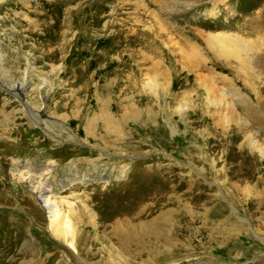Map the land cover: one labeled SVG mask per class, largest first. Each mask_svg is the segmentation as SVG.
<instances>
[{
  "label": "rangeland",
  "instance_id": "1",
  "mask_svg": "<svg viewBox=\"0 0 264 264\" xmlns=\"http://www.w3.org/2000/svg\"><path fill=\"white\" fill-rule=\"evenodd\" d=\"M209 34L239 39L243 61ZM6 149L0 264H264V0H0ZM37 184L74 223L95 212L76 253ZM162 214L143 242L112 236Z\"/></svg>",
  "mask_w": 264,
  "mask_h": 264
},
{
  "label": "bare ground",
  "instance_id": "2",
  "mask_svg": "<svg viewBox=\"0 0 264 264\" xmlns=\"http://www.w3.org/2000/svg\"><path fill=\"white\" fill-rule=\"evenodd\" d=\"M223 34H215V35L209 34L207 37V42L209 46L215 51H217V53H219L220 55L233 56L235 59L242 62L244 59L242 54H245V50H246L245 45L241 44L240 40L235 38V36L226 35V34L223 35ZM113 50H115V48H113ZM117 63L124 64V61L123 59H120V61H118ZM5 89L8 90L9 92H12L14 95H17L18 93H22V94L24 93L25 86L22 83L12 84L9 86V88H5ZM8 152H9V149H6L3 152H0V156L2 155L0 159L1 158L4 159L5 155ZM49 170H50V167H48V169L36 170L35 172H31L30 169L26 168L25 178H27L29 182H31L30 181L31 178L40 179L42 175L47 173ZM19 172H22V171H19ZM263 180L264 179L261 178L259 182L263 183ZM126 183H127V180L124 184ZM31 190L32 192L37 194L38 201L40 202L41 207L45 210L47 214L48 227L50 231L53 233L54 236L61 235L63 238H68V239L70 238V241L67 242L68 243L67 247L69 251L71 252V254L76 253L77 251H76L74 239L77 236L78 232H81V233L83 232V229L80 230L78 228V225L82 224V225L88 226V223L84 220L85 218L93 219L95 217V212H89L88 214H86L85 212L80 210L76 214V216H80L81 220L80 222L78 221L74 223L73 220L71 219L72 217L70 215V210L66 212V210L63 209L64 205H66L70 209V204L66 201V199H64V197H57L55 193L52 194V189L46 185L42 186V188L38 184L31 185ZM174 196L175 197L172 198L173 203L182 204V207L186 206L184 203H182V200L178 196H176L175 194ZM38 212L40 213V210ZM161 218H165V215L162 214L160 217H157L156 225H154L155 223L147 225L142 220H137V224L130 223V222L127 223L124 220L121 222L116 221L115 225L113 226L112 236L116 239V241H118V243H121L123 245H126V242H129V241H132V242L135 241V244H138V241L143 242L145 240L144 234L149 232V230L155 233H157V231L164 230L162 229L164 224L161 223V221H164V220H161ZM168 219L170 218L168 217ZM76 224H77V227H76ZM126 226L127 228H123ZM222 228L223 226H221L220 232L222 230L225 231V229L224 228L222 229ZM139 234H143L144 237H142L141 239ZM65 262L66 260H63V261L61 260V261H58L56 264H63ZM22 264H34L33 257H30L24 260Z\"/></svg>",
  "mask_w": 264,
  "mask_h": 264
}]
</instances>
